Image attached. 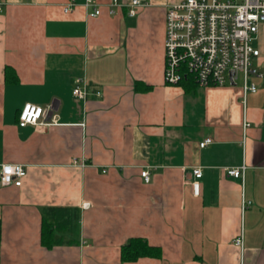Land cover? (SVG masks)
<instances>
[{"label": "crops", "instance_id": "1", "mask_svg": "<svg viewBox=\"0 0 264 264\" xmlns=\"http://www.w3.org/2000/svg\"><path fill=\"white\" fill-rule=\"evenodd\" d=\"M0 1V172L27 170L21 186L0 182V264H264V23L262 76L244 95L242 78L165 82L166 6L178 0H147L135 16L94 0L97 17L86 0ZM80 76L86 100L72 94ZM26 104L48 109L46 125L19 126ZM243 164V179L227 175ZM134 238L152 250L123 261Z\"/></svg>", "mask_w": 264, "mask_h": 264}, {"label": "built area", "instance_id": "2", "mask_svg": "<svg viewBox=\"0 0 264 264\" xmlns=\"http://www.w3.org/2000/svg\"><path fill=\"white\" fill-rule=\"evenodd\" d=\"M147 0H129L124 4L120 0H108L106 5L109 14H115L118 7L127 5L128 14L136 15V8L146 4ZM74 4L64 7V12L72 10ZM85 8L92 10L89 16L101 14L100 6L94 0H86ZM2 2L0 1V10ZM264 23V0H178L166 6L165 21V69L164 80L167 84L178 85L187 75L200 87L224 86L232 79L242 78V90L256 92L257 86L249 81L251 75L262 76L253 60L259 56V50L253 46L258 34L259 25ZM89 87L84 76L77 77L72 89L74 97L86 100ZM96 96H102L96 90ZM48 109L41 106L26 104L19 114V126L46 125L44 118ZM250 124L245 123L244 128ZM212 142L206 138L200 142L205 147ZM247 166L226 169L229 176L243 179ZM192 188L195 195L200 193L199 179L203 172L201 167L192 169ZM27 175L23 164L4 163L1 165L0 182L2 186H21ZM141 176L149 182L148 170ZM252 202L243 200L242 211ZM234 244L243 250L244 236L241 233L234 239Z\"/></svg>", "mask_w": 264, "mask_h": 264}, {"label": "trees", "instance_id": "3", "mask_svg": "<svg viewBox=\"0 0 264 264\" xmlns=\"http://www.w3.org/2000/svg\"><path fill=\"white\" fill-rule=\"evenodd\" d=\"M180 85H184L185 87L196 86V82L191 78V75H187L184 80L180 83ZM54 213L59 218H64L63 210H54ZM49 231V230H48ZM47 231V232H48ZM149 250H152L145 240L134 238L126 245H124L121 249V259L123 261H134L139 257L146 255Z\"/></svg>", "mask_w": 264, "mask_h": 264}, {"label": "water", "instance_id": "4", "mask_svg": "<svg viewBox=\"0 0 264 264\" xmlns=\"http://www.w3.org/2000/svg\"><path fill=\"white\" fill-rule=\"evenodd\" d=\"M233 74H234V72L231 71V72H230V82H231V84L236 85V82L232 79V75H233Z\"/></svg>", "mask_w": 264, "mask_h": 264}, {"label": "rangeland", "instance_id": "5", "mask_svg": "<svg viewBox=\"0 0 264 264\" xmlns=\"http://www.w3.org/2000/svg\"><path fill=\"white\" fill-rule=\"evenodd\" d=\"M239 77H240L239 79H241V74H240V76H239ZM239 79H238V80H239ZM239 81H240V80H239Z\"/></svg>", "mask_w": 264, "mask_h": 264}]
</instances>
